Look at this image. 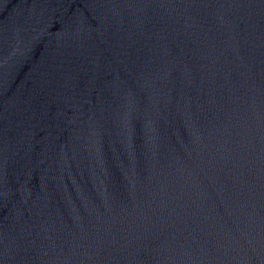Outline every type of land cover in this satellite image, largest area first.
Returning a JSON list of instances; mask_svg holds the SVG:
<instances>
[{
  "label": "water",
  "instance_id": "95a60500",
  "mask_svg": "<svg viewBox=\"0 0 264 264\" xmlns=\"http://www.w3.org/2000/svg\"><path fill=\"white\" fill-rule=\"evenodd\" d=\"M0 264H264V0H0Z\"/></svg>",
  "mask_w": 264,
  "mask_h": 264
}]
</instances>
